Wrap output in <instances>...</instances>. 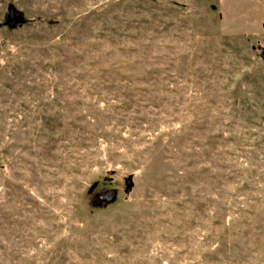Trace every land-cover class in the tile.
Instances as JSON below:
<instances>
[{
	"label": "rangeland",
	"instance_id": "374dc122",
	"mask_svg": "<svg viewBox=\"0 0 264 264\" xmlns=\"http://www.w3.org/2000/svg\"><path fill=\"white\" fill-rule=\"evenodd\" d=\"M0 264H264V0H0Z\"/></svg>",
	"mask_w": 264,
	"mask_h": 264
},
{
	"label": "water",
	"instance_id": "95a60500",
	"mask_svg": "<svg viewBox=\"0 0 264 264\" xmlns=\"http://www.w3.org/2000/svg\"><path fill=\"white\" fill-rule=\"evenodd\" d=\"M12 21L13 24H15L18 21H21V17L20 15H18V13L16 12V10H14L13 8H9L8 9V22ZM9 25H13L11 23H8ZM132 182L129 181L127 182V186L129 187V189L132 188ZM101 201L107 202V201H111L115 198V191L114 190H108L106 191V193L102 196H99Z\"/></svg>",
	"mask_w": 264,
	"mask_h": 264
}]
</instances>
